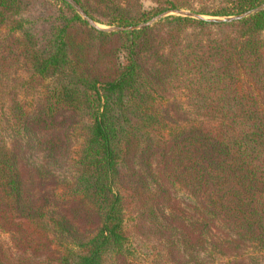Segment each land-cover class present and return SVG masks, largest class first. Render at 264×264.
Segmentation results:
<instances>
[{
    "label": "trees",
    "instance_id": "1",
    "mask_svg": "<svg viewBox=\"0 0 264 264\" xmlns=\"http://www.w3.org/2000/svg\"><path fill=\"white\" fill-rule=\"evenodd\" d=\"M75 1L120 27L194 6ZM197 1L192 11L213 18L264 4ZM3 30L0 127L16 140L0 133V228L26 256L0 248V264H141L135 237L152 238L144 254L157 262L202 264L211 244L220 259L264 252V12L108 32L64 0H0Z\"/></svg>",
    "mask_w": 264,
    "mask_h": 264
},
{
    "label": "rangeland",
    "instance_id": "2",
    "mask_svg": "<svg viewBox=\"0 0 264 264\" xmlns=\"http://www.w3.org/2000/svg\"><path fill=\"white\" fill-rule=\"evenodd\" d=\"M191 3L194 6H191L188 9H177V10L167 11V12H164V13H168V12H172V11H183V12H188V13H191V14L199 15V14H197V12H194L192 10L198 11L200 9V4L199 3H201V2L197 1V0H194L193 2L191 1ZM141 4L144 5L145 9H151L152 7L155 6L154 3H152L151 1H148V0H141ZM164 13H162V14H164ZM159 15H161V14H159ZM159 15H157V16H159ZM157 16H155V17H157ZM169 16H179V15L174 14L172 12V13L168 14L167 16L163 17L161 20L155 22L154 24H152L149 27H152V26L156 25L157 23H159L160 21L166 19ZM200 16H203V15H200ZM155 17H153L152 19H154ZM182 17H186V16H182ZM203 17L205 19H210V20H221L223 18V17H221V18L220 17L219 18H213V17H208V16H203ZM81 18H82V16H81ZM192 18H194V17H192ZM152 19H150L149 21H151ZM83 20L86 21L85 19H83ZM95 23L101 29H113V28H119L120 27V26H117V25L108 26V25H105V24H102V23H97V22H95ZM126 27H130V26H121V28H126ZM131 27H138V26H131ZM110 32H120V31H110ZM122 32H125V31H122ZM127 32H129V31H127ZM130 32H134V31H130ZM19 36H20L19 34H13L12 37H19ZM5 38H6V31L3 30L1 32V35H0V56L2 55V51H1L2 47L1 46H2L3 40ZM182 102L184 104L183 105L184 106L183 107L184 110H186L187 112L195 111V108L192 105L186 104L185 101H182ZM0 133L5 137V140L8 143V147L13 148L15 146L14 145V140H16V139L10 133L8 127H0ZM68 144H69L68 148H65V154L66 155L60 160V163H61L60 165L66 166L67 165L66 163L68 162V166H70V164H69L70 161L73 162L77 158V151L80 149V146L82 144V138L79 137L75 141H72L71 143H68ZM29 153L30 152H28V155H29ZM28 155H25V159H28ZM33 163L36 164V165H42V164L44 165L45 164V160L43 159L42 155L38 154V155H35ZM61 175L67 182H71L72 181L73 175H72L71 170L68 171L66 174H65V172H62ZM56 188H57V186L52 184V185H50L47 188V192L51 193ZM37 196L38 197L41 196V192L40 191H37ZM74 203H79V202L78 201H74V200H67V201H64L62 203V205L65 206V207L70 208V207L73 206ZM181 208H183L185 211H188L185 204H181ZM145 244L150 245V246H154L155 245L154 241L152 240V238L151 239H146V238H142V237H135L134 246H135L136 252H134V255H135L134 257L141 264H155V261H156V264H186V260L179 261L178 263H172V262H170L168 260V258H165V257L162 258L161 260L158 259V262H159L158 263L156 256L155 257H153V256H147L146 257L145 256V254H144L145 250L143 249V245H145ZM0 248H3V250L8 255V257L11 260L15 261V262L25 258V256H26V254L23 251L17 250V248L15 247V245H14V243L12 241L11 234H7L1 228H0ZM212 252H213V244L209 245L208 251L202 255V259H201V263L202 264H229L231 262H240V264H264V252L256 250V249H250L247 252H243L242 256L239 255V257H236L237 255L228 254L227 257H224V258H221V259L219 258L218 255H216V254H214Z\"/></svg>",
    "mask_w": 264,
    "mask_h": 264
},
{
    "label": "water",
    "instance_id": "3",
    "mask_svg": "<svg viewBox=\"0 0 264 264\" xmlns=\"http://www.w3.org/2000/svg\"><path fill=\"white\" fill-rule=\"evenodd\" d=\"M65 2H67L68 4H70L81 16L83 19H85L92 27L98 29V30H102V31H135V30H138V29H143V28H147L149 26H151L152 24H154L155 22L161 20L163 17L167 16L168 14L170 13H174V14H177L179 16H186V17H194L196 19H204L205 18L203 16H200V15H195V14H191V13H188V12H183V11H172V12H168V13H164V14H161L157 17H155L154 19H152L151 21H149L148 23H145V24H142V25H139L138 27H126V28H113V29H101L99 28L95 22H93L89 17L88 15L85 13V11L81 8V6L75 1V0H64ZM261 12H264V4L253 9V10H250V11H247L241 15H238V16H233V17H224L222 18L221 20H211V21H217V22H232V21H238V20H242V19H245V18H248L252 15H255V14H258V13H261ZM206 20H210V19H206Z\"/></svg>",
    "mask_w": 264,
    "mask_h": 264
}]
</instances>
